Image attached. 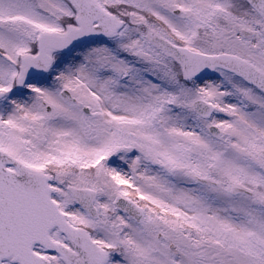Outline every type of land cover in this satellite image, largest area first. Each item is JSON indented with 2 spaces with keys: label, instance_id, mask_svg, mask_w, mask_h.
Segmentation results:
<instances>
[{
  "label": "snow or ice",
  "instance_id": "obj_1",
  "mask_svg": "<svg viewBox=\"0 0 264 264\" xmlns=\"http://www.w3.org/2000/svg\"><path fill=\"white\" fill-rule=\"evenodd\" d=\"M0 264H264V0H0Z\"/></svg>",
  "mask_w": 264,
  "mask_h": 264
}]
</instances>
